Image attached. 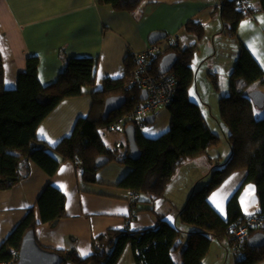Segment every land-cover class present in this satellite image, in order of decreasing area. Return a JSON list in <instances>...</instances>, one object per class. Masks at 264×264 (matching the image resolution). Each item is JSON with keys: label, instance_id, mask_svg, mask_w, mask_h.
<instances>
[{"label": "trees", "instance_id": "obj_1", "mask_svg": "<svg viewBox=\"0 0 264 264\" xmlns=\"http://www.w3.org/2000/svg\"><path fill=\"white\" fill-rule=\"evenodd\" d=\"M156 1L98 0L117 11L130 12L135 17L144 3ZM260 10L264 12V0H260ZM255 11L252 5V12ZM220 13L222 34L236 37L239 44L229 78L230 92L219 98V123L229 142L231 154L225 163L215 166L210 180L202 188L193 190L178 212L183 224L198 230L190 232L184 243V229L166 218L158 217L154 227L135 229L128 225L130 218L126 228L110 229L94 237V251L86 257L76 248L61 250L39 242L45 248L62 254L65 258L63 264L67 261L73 264H118L128 245L132 249L135 264H204L212 240L229 238L233 223L245 216L239 200L240 190L228 201L227 218L220 214L209 199L233 172L241 169L247 170L245 182L256 185L261 201L258 214L264 220V115H256L255 105L249 96L250 90L256 88L253 85L264 80V69L237 37L241 20L247 19L239 0H227L220 8ZM185 26L198 41L204 37L205 31L201 24L190 22ZM197 50V44L186 48L166 44L159 52L148 57L150 70L157 78L174 73L176 88L174 98L166 106L171 114L167 132L158 137H148L140 131L144 123L137 125L136 141L141 150V156L137 159L131 155L129 142L126 152L119 153L105 143L100 133L102 127L115 122L140 101L141 89L127 88L136 66L134 53L128 54L125 59L124 76L106 78L102 88L95 91L98 57H71L57 79L44 84L40 79V60L37 56H30L26 69L19 73L17 86L8 88L0 50V190L12 188L27 176L31 171V162L38 164L52 177L63 161H70L82 168L83 181L98 183L96 176L101 167L96 165V159L106 155L110 157V162L116 161L131 167L115 186L132 192V216L142 210L136 207L138 194L147 195L141 202H148V198L151 202L161 201L180 166L190 159L207 155L209 149L221 141L220 135L208 124L201 105L189 96L195 79L192 61ZM168 53H174L177 59L173 67L164 72L161 60ZM216 73H210V76L215 87L219 88V76ZM87 93L92 96V109L88 116L77 120L70 136L54 147L38 137L39 125L62 100ZM113 95H125L127 102L103 120L105 101ZM37 205L41 214L40 222L34 209H31L1 244L0 260L10 259L15 251H20L22 238L29 229L36 231L41 223L55 225L66 217V195L53 183L46 185L37 199ZM259 230L264 232V224ZM232 242L231 238V246ZM239 249L241 255L236 264H255L264 258V246L251 247L243 242ZM177 252H180V263L173 256Z\"/></svg>", "mask_w": 264, "mask_h": 264}, {"label": "crops", "instance_id": "obj_2", "mask_svg": "<svg viewBox=\"0 0 264 264\" xmlns=\"http://www.w3.org/2000/svg\"><path fill=\"white\" fill-rule=\"evenodd\" d=\"M219 1L146 2L135 17L130 12L117 11L111 5L101 4L98 0H0V50L4 61L6 86H17L19 73L26 69L30 56L39 58L40 79L44 84L57 79L69 58L92 56L99 58L93 90H100L106 78L125 75V59L128 54L146 50L151 45V33L163 31L167 39H173L180 47L184 44L198 45L200 41L210 44L214 47L215 58L220 53L219 45L228 44L227 48L223 46L224 53H228V74L222 78V91H228L229 75L239 47L234 39L236 37L222 34ZM251 4L256 10L255 19L241 20L237 37L251 50L264 69V12L260 10V0H251ZM190 22L203 26L205 34L201 40L198 41L197 37L186 29L185 25ZM158 44L164 46L167 41L166 44H161L160 41ZM256 88L262 89L260 86ZM92 103L89 93L62 100L39 125L38 137L54 147L72 134L80 117L89 115ZM119 143L123 145L122 142ZM209 151V159H206L204 164L198 163L202 156L190 159L184 164L188 169L186 172L194 174L193 185L187 184L179 193L174 192L169 196L165 193V197L159 200V203L172 202L174 198L171 204L174 214L171 217L166 210L160 212L162 206L156 211L149 198L148 202L141 204L138 201L140 194L135 203L137 209L141 205L142 210L132 216V192L115 186L119 180L98 178V183H86L82 180V168L70 161H63L56 174L51 177L42 167L31 162V171L27 176L12 188L0 190V246L31 209H34L40 222L37 199L48 183H53L65 193L67 212L66 217L55 225L41 223L36 228L38 241L46 247L61 250L76 248L80 254L82 250L86 252V255H82L86 257L94 251V237L110 229L126 228L130 218L128 225L131 229L153 227L158 217L166 218L170 222V219H177L174 223L178 227L190 229L179 225V210L186 204L190 193L196 187V182L205 181L207 176H203L207 173L209 175L210 171L212 173L210 168L224 163L231 154L230 152L229 156H223L220 151L211 154ZM52 153L60 159L56 152L52 150ZM130 169L128 166L123 171ZM246 176V169L233 172L211 194L210 202L223 217L227 218L228 201L238 190L243 214L260 213L261 201L256 185L245 182ZM222 240L214 238L211 250L218 246L217 241L222 243ZM228 241L230 242V239ZM217 248L220 249L219 246ZM220 252L222 255V249ZM209 254L204 258V264H213L214 259ZM255 264H264V258Z\"/></svg>", "mask_w": 264, "mask_h": 264}, {"label": "rangeland", "instance_id": "obj_3", "mask_svg": "<svg viewBox=\"0 0 264 264\" xmlns=\"http://www.w3.org/2000/svg\"><path fill=\"white\" fill-rule=\"evenodd\" d=\"M218 7L221 8V6H218ZM254 19H255V17H254ZM234 39L237 43V46H239L237 38H234ZM203 41H206V40H203ZM224 41L227 42L229 40H224ZM160 42H161V44L163 42H165V44H166V41L161 40ZM158 43L159 42H157L155 44H158ZM201 43H203V44H201ZM230 43L232 44V41ZM190 45L184 44V45H181V47L185 48V47H188ZM227 45H222V46H221V44L219 45L218 48L220 50L219 51L220 53H219V56L215 58L213 55L214 47H212L210 44H206V42H201V41L198 42V50L196 51L194 59L192 61V67H193V71L195 73V79L193 81V84H192V86L190 88V92H189L190 99L198 102L201 105L202 110L205 113L206 120L210 124L211 128H213L214 130H217L218 134L221 137V141L216 146L212 147V149L210 148L211 150L209 151V153L211 154V153H216V152L220 151V153L223 156L224 155L229 156V154L231 152L229 142H228L226 136L224 135V133L222 132V130L220 128V124H219V121H220V118H219V98H220V96L228 94L230 92L229 89H228V91H222V89H223L222 88V84H223L222 78H223V76H226V74H228V67H227V65H228V58H227L228 53H226V54L224 53V47H223V46H225V48H227ZM218 70H220V71H218ZM210 73H213V74L216 73L218 75L220 74L219 75V85L220 86L218 89L215 87V85L213 83V79L210 76ZM229 78H230V75H229ZM255 86H260V88H262L261 90L264 91V80L261 82L255 83V85H253V87H255ZM255 89H257V88H255ZM255 113L258 116L264 115V107L260 108V107H257L255 105ZM155 117H156V119L153 123H148L146 121L140 127V131L145 136L158 137L161 134H163L169 130L170 121H171V114L169 112V109L166 106L159 108ZM100 133H101L102 138L104 139L105 143L109 147H111L113 149H117V151L119 153L126 152V150L128 148V141H127L128 139H127V135L125 132L124 125H117L113 129H110L109 126H104L100 129ZM118 142H122L123 146H121V147L118 146V145H121L120 143L118 144ZM226 158L227 157H225V159ZM200 159H202L203 162H202V160H198L199 161L198 163L204 164L205 163L204 161H207L206 159H209V156L205 155V156H202V158H200ZM213 164H215V163H212V165ZM183 166H184V164L182 166H180V168H182L181 169L182 172H181V170L179 171V169H180L179 168L175 177L172 180L171 185L167 189L168 191L166 190L167 196H169L171 193H174V192L179 193L180 189H183L187 184H190V183L192 185L194 184V181L192 179L194 174L192 172H191V175L188 174L186 172V171H188V169L186 168V166H184V167ZM215 166L216 165H214V167L210 168V170H212V172H213V169L215 168ZM127 167L128 166L125 164H120L116 161H111L108 164H106L105 166L101 167V169L97 172L96 178H97V180H98V178L100 180H120L125 174H127V172H129V170H127L126 172L123 171V169H126ZM207 174L203 176V177L207 176L205 181L200 180V182L199 181L196 182V185H195L196 187L194 190L202 188L210 180V178L212 176L211 171H210L209 175H207ZM175 184H176V188H175ZM174 188H175V190L172 192V190ZM146 197H147V195L140 194V203L141 204L145 203L144 201L141 202V200H145ZM173 199H172V202H169V201H165L162 203H159V201L158 202H152V205H154L156 211L158 210V208L160 206H162V209H160V212H162V210H164V211L166 210V212H168V214H170V217H171L174 214V207L171 205V204H173ZM141 208H142V206L140 205L139 209H141ZM136 213H137V211H136ZM170 220L173 223L177 221V219L176 220L170 219ZM178 222H179L180 226L190 228V229H184L185 233H184V237H183V242L185 243L187 240L188 234L192 231L198 230V228H196L194 226H191V227L186 226L181 222V220H178ZM231 238L233 239V242H232L233 246H231V243L228 241ZM236 240L237 239L234 237V235H231L229 238L225 237L222 240V243L219 241L216 242L217 243L216 245H218L220 249L217 248L218 246L217 247L215 246L211 250V252H209L210 257H212L214 259L213 264H236L237 258L241 255L240 249L236 248V245L238 244V243H236L237 242ZM245 243H248V239L245 241ZM221 249L223 251L222 255L220 252ZM173 256H174V259L177 263L181 262L180 252L174 253ZM219 257H220V259L218 260ZM133 263H135L134 257H133V252H132L130 245H128L126 247V249L124 250V253H123L118 264H133ZM65 264H73V263L70 261H67Z\"/></svg>", "mask_w": 264, "mask_h": 264}, {"label": "built area", "instance_id": "obj_4", "mask_svg": "<svg viewBox=\"0 0 264 264\" xmlns=\"http://www.w3.org/2000/svg\"><path fill=\"white\" fill-rule=\"evenodd\" d=\"M227 0L222 3H218V6H223ZM239 3L247 14L248 20L254 19V13L252 12V4L250 0H239ZM167 44L175 45L173 39L165 38ZM162 45L151 44L146 50L141 52H135L136 66L133 75L127 85V88L137 87L141 91L145 89L147 91V98L141 99L139 103L128 113L119 117L115 122L109 124V128L113 129L117 125L127 126L128 124H134L141 126L149 115H155L159 108L167 106L174 98L176 88V76L174 73H168L164 76L157 78L150 70L148 63V57L156 54L160 51ZM264 220L258 213L247 214L244 217L239 218L233 223L232 235L237 239L236 248L239 249L243 242H245L253 233L260 231L263 226ZM20 251H15L10 259L0 260V264H16L19 260Z\"/></svg>", "mask_w": 264, "mask_h": 264}, {"label": "water", "instance_id": "obj_5", "mask_svg": "<svg viewBox=\"0 0 264 264\" xmlns=\"http://www.w3.org/2000/svg\"><path fill=\"white\" fill-rule=\"evenodd\" d=\"M166 33L163 31H153L150 35L149 42L155 44L166 38ZM177 56L174 53L166 54L161 60V67L164 72L169 71ZM148 94L145 89L141 91V99L145 100ZM249 96L253 104L257 107H264V91L261 89H253L249 92ZM127 102L125 95L109 96L105 101L104 111L102 114L103 120H106L111 113L122 108ZM156 117L149 115L146 118L148 123H153ZM125 132L130 146L131 155L137 159L141 156V150L136 141L137 127L134 124H128L125 127ZM110 162V157L103 155L96 159V165L103 167ZM248 244L251 247L264 246V232L257 231L248 238ZM64 256L59 252L45 248L42 246L37 237L34 229H29L22 238L19 260L16 264H63Z\"/></svg>", "mask_w": 264, "mask_h": 264}, {"label": "snow or ice", "instance_id": "obj_6", "mask_svg": "<svg viewBox=\"0 0 264 264\" xmlns=\"http://www.w3.org/2000/svg\"><path fill=\"white\" fill-rule=\"evenodd\" d=\"M63 171V170H62ZM87 253L84 252L83 250L81 251V255H86Z\"/></svg>", "mask_w": 264, "mask_h": 264}]
</instances>
